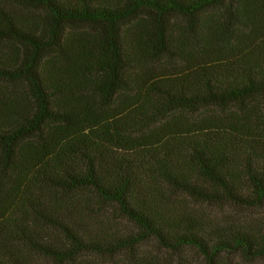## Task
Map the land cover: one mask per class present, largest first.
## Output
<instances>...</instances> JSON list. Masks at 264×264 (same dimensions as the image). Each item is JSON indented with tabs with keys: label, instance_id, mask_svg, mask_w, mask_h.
<instances>
[{
	"label": "trees",
	"instance_id": "1",
	"mask_svg": "<svg viewBox=\"0 0 264 264\" xmlns=\"http://www.w3.org/2000/svg\"><path fill=\"white\" fill-rule=\"evenodd\" d=\"M0 264H264V0H0Z\"/></svg>",
	"mask_w": 264,
	"mask_h": 264
}]
</instances>
